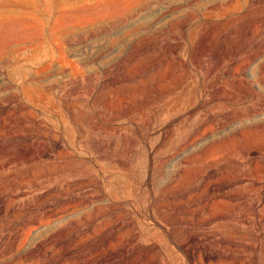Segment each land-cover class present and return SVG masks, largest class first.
<instances>
[{
    "label": "rangeland",
    "instance_id": "rangeland-1",
    "mask_svg": "<svg viewBox=\"0 0 264 264\" xmlns=\"http://www.w3.org/2000/svg\"><path fill=\"white\" fill-rule=\"evenodd\" d=\"M233 3L0 0V176L8 173L0 182L6 180V190L15 195L10 202L37 204L47 196L56 214L40 223L57 227L71 219L65 225L75 240L92 237L108 220L130 221L124 230L138 242H161V264H186L162 227L159 199L166 195L182 205L184 214L207 218L193 230L213 234L211 239L230 231L234 242L226 253L242 249V242L264 246V227L244 218L249 211L261 213L264 189L247 196L248 206L241 209L232 199L215 214L210 210L220 200L215 184L226 179L219 174L225 162L228 189L264 185V171L259 179L253 172L259 154L238 138L245 129L264 134V71L253 91L240 86L231 72L235 59L246 58V50L264 36V0H239L241 12L247 8L241 19H234ZM229 42L238 45L230 56L234 60L218 64L219 73L203 68L207 47ZM262 57L264 47L249 59L247 71H256ZM21 134L36 148L44 147L45 154L10 159ZM52 138L58 145H41ZM236 173L242 177L238 181ZM207 181L213 183L210 188ZM252 253L255 262L264 263L257 250Z\"/></svg>",
    "mask_w": 264,
    "mask_h": 264
},
{
    "label": "bare ground",
    "instance_id": "bare-ground-1",
    "mask_svg": "<svg viewBox=\"0 0 264 264\" xmlns=\"http://www.w3.org/2000/svg\"><path fill=\"white\" fill-rule=\"evenodd\" d=\"M230 3H232V2H230ZM238 3H239V0H234V3L230 7V10H233L234 13L235 12L237 13L236 16H234V19H241L242 16L246 15V13H247V8L244 12H241L243 7L238 6ZM227 12H228V10H227ZM234 19L232 18L231 21ZM231 21L227 20L226 24L231 22ZM228 27L229 26H227L226 28H228ZM237 46L238 45L236 43H230L229 42L226 45H216V46L214 45L212 47L211 46L207 47V49L204 53L207 55L208 61L207 60L201 61L203 68H205L207 71L209 70L210 73L214 72V71L219 73L220 68L218 70H215L216 66L222 62H225L224 60L226 58H228V60L230 62L233 61L234 59L231 60L230 56L232 57V55L235 54V50H236ZM263 47H264V36H261L260 39L251 48L246 50V52H245L247 54L246 58L240 59V58H237L235 56L237 59H235L236 65L232 68V71H231L232 76L234 75L235 81H237V83L240 86H243L244 88H246L250 91H253L252 84H253L255 79H258L261 82L263 81L262 80V73L264 71V57H262L261 59H259L257 61L256 71H251V69H250V70H248L249 71L248 72L246 67L248 66L249 59L255 58L257 56V54L260 53V51ZM61 59H62V57H61ZM211 62L214 63L213 67L210 66ZM64 63H66V62H64ZM44 64H46V63H44ZM222 68H224V67H222ZM225 68H226V66H225ZM222 74H225V71H222ZM203 80H205L204 77H203ZM28 89H29V87H28ZM38 89H36V90H38ZM26 91H27V89H26ZM30 91H31V89H30ZM39 92H40V90H39ZM23 109H25V108H23ZM224 125H225V123H224ZM263 125H264V123H263ZM249 131H246V129H245V131L242 134H238V138L242 143L251 145L252 150H254L255 152H257L259 154L260 157H257L255 159V161H254L255 165L253 168V172L255 173V174L254 173L253 174H254L255 178L259 179L261 177L257 175L258 172L264 171V134H254L253 131H250V132ZM39 137H40V135H39ZM52 137H54V136H52ZM231 138H232V136H231ZM15 141L16 142H14L13 144L17 148V151L15 154L13 153V154L9 155L10 159L15 158L17 161L18 160H27V159H31L33 157H37L38 155H44L45 154L44 147H42V149L36 148L34 146V143L32 144L30 142L29 138L24 134H21V136L18 137V140H15ZM224 141H221V143ZM59 142L60 141H58V143ZM55 143H56V140L52 138V139H50V142L49 141L48 142H42L41 145L42 146L45 145V147H49L50 144L54 146ZM58 143H56V145H58ZM61 146H63V145H61ZM208 153L210 154L211 152H208ZM208 153H206V155ZM59 156H60V154H59ZM49 157H50V155H49ZM63 157H64V155H63ZM230 157H231V155H230ZM38 158H39V156H38ZM57 158H59V157H57ZM187 159H189V158H187ZM232 159H234V158H232ZM237 159H238V157H237ZM199 161H198V163H199ZM207 165H208V162H207ZM212 165L213 164H211V166ZM62 167H64V165ZM180 167H181V165H180ZM219 167H220L219 168L220 169L219 174H224L226 179L224 178V180H220L215 184V185H217L215 189L219 193L218 194L219 196L216 197V195H213V198H215V197L217 199L220 198V200L218 199L219 201L213 203L214 206L212 205V207L210 209L212 211V214H215L217 212V209H223L222 207H224L225 205H226V207L228 205H230L228 201L232 200V199L236 200V202H237L236 206L241 209V208H243V207H241L242 205L248 206L249 202H248L247 196H250V195L251 196H253V195L259 196L262 193V190L264 189V185L263 184H257L256 182H255V184H253L254 183L253 182L252 185H256V186L258 185L257 188L251 187V189H249L248 187H245V188H240L239 190H237L235 188L234 189L233 188L228 189V186L231 185V183H230L231 178L229 177L230 171L228 170L229 169L228 163L225 162L224 164H221ZM175 170L177 171L176 168H175ZM211 172L212 171H209V173H211ZM214 173H216V172H214ZM10 175H12L14 177V172ZM207 175H208L207 172L203 173V175H202V177L205 179V181L208 178ZM165 176H167V175H165ZM5 177H8V173L6 176H0V178H5ZM185 178H186V175H184L182 177V180ZM233 178L238 181L242 177H241L240 173H236V174H234ZM29 179H32V178H29ZM164 179H166V178H164ZM172 179L173 178H171L170 180H172ZM226 180L228 181V184L226 183ZM254 180L255 179H253V181ZM5 181L6 180H2V182H0V256L7 255V254H8V256H7V259H3V260L0 259V264H161L162 263L161 255H160V251L162 249L159 250V244L161 242L159 244L158 243H151L149 245L138 242L137 236L135 234H133L131 231H129L130 229L128 230V228H127L124 230L125 227H127L128 225H131L130 221L120 222V220H118L117 218L115 220H111L110 222H108L109 221L108 220L107 224H105V226H104V229L97 230V231L95 230L94 233L92 232V234H93L92 237L87 236L86 238L82 237L80 239L75 240V236H73L71 234V232L69 231L70 226L65 225V223H67V222L71 223L73 221L71 219H68V220L66 219V222L64 223V225H60L57 227H47V224H45L46 221L45 222L43 221L42 223H40V220H43V219L46 220V218L52 217L56 214L55 213L56 211L53 212L48 207V203L46 201L48 199L47 196H45L44 200H41L37 204L36 203L32 204L30 202L29 203L24 202V203H18V204L11 203L9 198L13 197L15 195L12 194V191L8 192L6 190L7 187L5 186V184H6ZM178 181L176 180V182H178ZM25 183L27 184L28 181L27 182L25 181ZM89 183H91V182H89ZM174 183H175V181H174ZM206 184L208 185V188H210V186L213 183L211 181H207ZM24 186H22V187H24ZM67 188L68 187H66V189ZM33 190H35V189H33ZM33 190H31V191H33ZM68 193H69V190H68ZM169 193H170V191H169ZM195 196H197V195H195ZM160 198H162V197H160ZM105 200H106V198H105ZM173 202L169 201L168 195H166L163 199H159V206L162 208L160 210L161 218L160 217L159 218L164 222L165 225L162 227L164 228V231H166V235L170 238V241L174 244L175 248H177L176 251L177 250L179 251L180 254L178 257H180V259L182 260L183 263H186V264H258V262H255L256 260L255 261L253 260L255 255H253L252 252H254L256 250L259 252L261 257L264 258V246L262 245L263 243L258 244V246H255L253 244H247V243L242 242L241 244L244 246V247H242V249L235 250V252L230 251V253H226L228 245L232 244L234 242V237L232 236L230 231H224L223 233L225 235L221 236V234H220L221 237L220 238L218 237L219 239H211L213 234L210 235L206 232H201L199 230L195 231V229L193 230V228L195 226H200L201 224H204V222L207 221V218L203 217V216H199L198 218H195L193 215L191 216V214L186 215V214H184V212L182 210V205L174 204ZM124 204H123V206H124ZM154 205H156V204H154ZM70 206L73 208L72 205H70ZM102 206H104V205H102ZM71 207H69V208H71ZM257 207H259V206H257ZM107 208H105V209L108 211ZM109 209H110V207H109ZM222 211H224V210H222ZM157 212H159V211H157ZM188 212H191V211H188ZM97 213H99V212H97ZM252 213H250V211H249V213H246L244 215L245 222L248 221L247 222L248 224H250V225L253 224L256 228L264 227V198L262 201L261 213L258 212V214H256V215L254 213L253 214ZM101 214H103V211ZM219 214H224V213L221 212ZM224 216H225V214H224ZM92 217H93V215H92ZM234 217H235V215H234ZM120 218H121V216H120ZM228 218H229V216H228ZM131 220H132V218H131ZM50 222H51V220H50ZM50 222H48V220H47L48 224ZM216 222H218V221H216ZM239 222H241V221L239 220ZM186 224H188L190 226V228H186L184 226ZM157 225H158V223H157ZM246 226H247V224H246ZM168 228H170V230H168ZM225 229H227V228H225ZM216 230H217V228H216ZM261 232H263V231H261ZM139 238H140V236H139ZM261 240L263 242V239H261ZM236 243H238V242H236ZM167 244H169V243H167ZM223 248H224V250H223ZM170 252H171V250H170ZM165 255H167V254H165ZM4 258H6V257H4ZM174 259H175V257H174ZM5 261H7V262L4 263Z\"/></svg>",
    "mask_w": 264,
    "mask_h": 264
}]
</instances>
